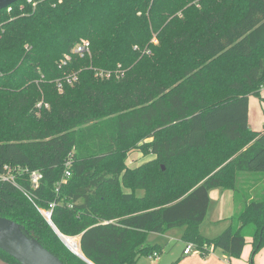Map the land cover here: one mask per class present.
I'll list each match as a JSON object with an SVG mask.
<instances>
[{"label":"trees","instance_id":"1","mask_svg":"<svg viewBox=\"0 0 264 264\" xmlns=\"http://www.w3.org/2000/svg\"><path fill=\"white\" fill-rule=\"evenodd\" d=\"M82 37L91 55L72 52ZM261 50L264 0H18L0 10V173L7 165L20 186L0 180V215L64 264L88 263L42 210L93 264H136L159 253L147 232L175 226L202 256L239 257L247 238L254 254L264 246V129L248 126V96L264 87ZM137 149L156 156L127 166ZM216 187L234 191V213L208 238L199 227Z\"/></svg>","mask_w":264,"mask_h":264},{"label":"rangeland","instance_id":"2","mask_svg":"<svg viewBox=\"0 0 264 264\" xmlns=\"http://www.w3.org/2000/svg\"><path fill=\"white\" fill-rule=\"evenodd\" d=\"M82 40L87 39L82 37L80 38V41ZM151 42L156 43L157 40L153 38ZM145 51L147 53L150 52L148 48H146ZM86 54L91 55L90 50ZM260 55H264L263 50L260 51ZM69 58H71V53H65L60 62ZM99 72H102L103 74L100 75ZM104 74L103 69L96 70L95 72V76L104 77ZM68 78H73L72 81L69 82L72 83L77 80L78 76L76 73H73L72 75L70 74ZM248 126L253 131H261L264 129V87L260 89L258 95L251 94L248 96ZM155 156V154L150 152L143 153V151L139 149L133 150L129 153L126 164H128L127 166L135 167L154 159ZM162 165L165 169V165ZM124 190L129 191V189L125 187ZM261 190L262 188L260 191ZM137 193H141V190H138ZM219 203V195L212 194L209 212L203 220L204 222L200 228L201 233L208 238L220 234L228 227L227 224L221 228L220 222L213 221V219H215L214 217L218 216L220 213L217 207L219 206ZM214 207L216 209V214ZM183 228V226H175L168 228L163 233L147 232L145 237L146 243H148L149 246L157 244L159 246V253L155 258L152 257L150 253L148 255H141L137 259L136 264H226L224 261L225 258L230 260L231 264H264V246L260 247L253 254L252 242L250 239H246V245L239 257H233L217 250L216 253L210 251L205 256H202L200 255L199 250L195 247L190 254H184L183 250L186 243L182 240ZM245 252H247V254H245Z\"/></svg>","mask_w":264,"mask_h":264},{"label":"water","instance_id":"3","mask_svg":"<svg viewBox=\"0 0 264 264\" xmlns=\"http://www.w3.org/2000/svg\"><path fill=\"white\" fill-rule=\"evenodd\" d=\"M18 0H0V10L8 7ZM164 169V167H162ZM57 235L67 248L79 256L88 264H93L83 253L74 252L62 239V234L49 221ZM0 249L12 256L20 264H64L61 259L44 247L36 236L35 232L24 230L23 226L10 218L0 215Z\"/></svg>","mask_w":264,"mask_h":264},{"label":"built area","instance_id":"4","mask_svg":"<svg viewBox=\"0 0 264 264\" xmlns=\"http://www.w3.org/2000/svg\"><path fill=\"white\" fill-rule=\"evenodd\" d=\"M27 2L34 4L35 0H27ZM89 41L88 40H82L80 42H78L72 49V52L83 56L84 54L89 52ZM66 60L63 61V63H65ZM100 75H102V72H99ZM109 73L106 74V76H108ZM73 78H67L68 82L72 81ZM39 105V104H38ZM70 162L68 161L67 164H69ZM4 168L6 169L5 172L0 173V180H10L12 181L17 187H20L16 182H15V176L13 173H11V168H9L7 165L4 166ZM71 173L69 171V169H66L65 171V175L69 176ZM42 177V173L37 171V170H32L29 173V178L31 181V184L36 187L39 183V180ZM54 204H50V207H52ZM42 214L43 216L46 218V220L51 221V210L47 209V210H42ZM76 237V236H75ZM77 238V237H76ZM194 248V245L191 243L186 244L183 252L184 254H189L191 253L192 249ZM157 252H153L151 255L152 257L155 258V256H157ZM228 264V263H227Z\"/></svg>","mask_w":264,"mask_h":264},{"label":"crops","instance_id":"5","mask_svg":"<svg viewBox=\"0 0 264 264\" xmlns=\"http://www.w3.org/2000/svg\"><path fill=\"white\" fill-rule=\"evenodd\" d=\"M129 167H132V166H129ZM217 191H219V192H217ZM212 194H218L219 198H220L219 206H217L218 207V211L220 213H219L218 216L214 217L215 219H213V221L214 222H220V225H221V228H222L223 226H225L227 224L229 225L230 217L234 213V191L232 189H229V188H221V187L212 188L209 191L210 203H209V207H208L207 213L209 212V209H210L211 195ZM214 211H215V214H216L215 207H214ZM203 222L204 221L201 222L199 228H201ZM183 230H184V228H183ZM200 231H201V229H200ZM247 239L251 240V238H247ZM216 250L222 252L220 249H216ZM216 250H214L213 252L216 253ZM245 254H247V252H245ZM224 261H225L226 264L227 263L231 264L230 260H228L226 258L224 259ZM0 264H9V263H7L6 261H4V260H2L0 258Z\"/></svg>","mask_w":264,"mask_h":264},{"label":"bare ground","instance_id":"6","mask_svg":"<svg viewBox=\"0 0 264 264\" xmlns=\"http://www.w3.org/2000/svg\"><path fill=\"white\" fill-rule=\"evenodd\" d=\"M62 239L65 241V243L76 253L80 254L79 247L77 246L76 238L71 236H62Z\"/></svg>","mask_w":264,"mask_h":264}]
</instances>
